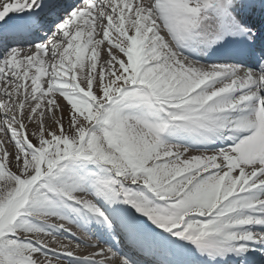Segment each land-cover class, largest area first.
<instances>
[{"label":"snow or ice","instance_id":"obj_1","mask_svg":"<svg viewBox=\"0 0 264 264\" xmlns=\"http://www.w3.org/2000/svg\"><path fill=\"white\" fill-rule=\"evenodd\" d=\"M0 264H264V0H0Z\"/></svg>","mask_w":264,"mask_h":264},{"label":"bare ground","instance_id":"obj_2","mask_svg":"<svg viewBox=\"0 0 264 264\" xmlns=\"http://www.w3.org/2000/svg\"><path fill=\"white\" fill-rule=\"evenodd\" d=\"M49 223H56V224H59V223H63L62 221H58V220H50ZM66 227H68L70 229V233L69 232H66L63 234V236L61 237V239L66 243L68 242V240H72L73 243H75V238L76 237H80V239H84V237L82 236V234L80 233V231L74 226V225H69V224H66L65 225ZM72 233H74L75 235L73 236ZM103 243H101V246H102ZM103 247V246H102ZM84 251H91V249H88V250H82V252Z\"/></svg>","mask_w":264,"mask_h":264}]
</instances>
